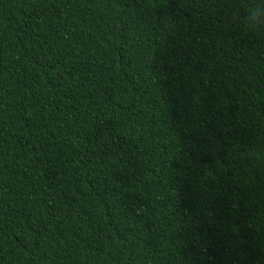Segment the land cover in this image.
I'll use <instances>...</instances> for the list:
<instances>
[{"label":"trees","instance_id":"trees-1","mask_svg":"<svg viewBox=\"0 0 264 264\" xmlns=\"http://www.w3.org/2000/svg\"><path fill=\"white\" fill-rule=\"evenodd\" d=\"M246 2L0 0V264H264Z\"/></svg>","mask_w":264,"mask_h":264},{"label":"clouds","instance_id":"clouds-1","mask_svg":"<svg viewBox=\"0 0 264 264\" xmlns=\"http://www.w3.org/2000/svg\"><path fill=\"white\" fill-rule=\"evenodd\" d=\"M240 12L236 18L246 29L264 31V0H247L241 5Z\"/></svg>","mask_w":264,"mask_h":264}]
</instances>
